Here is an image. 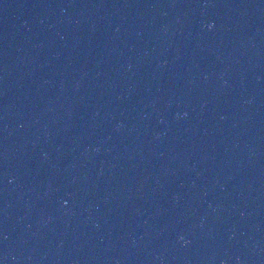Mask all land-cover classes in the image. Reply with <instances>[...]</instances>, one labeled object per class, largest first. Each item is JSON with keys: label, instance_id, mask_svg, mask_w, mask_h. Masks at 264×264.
Instances as JSON below:
<instances>
[{"label": "water", "instance_id": "1", "mask_svg": "<svg viewBox=\"0 0 264 264\" xmlns=\"http://www.w3.org/2000/svg\"><path fill=\"white\" fill-rule=\"evenodd\" d=\"M0 264H264V0H0Z\"/></svg>", "mask_w": 264, "mask_h": 264}]
</instances>
